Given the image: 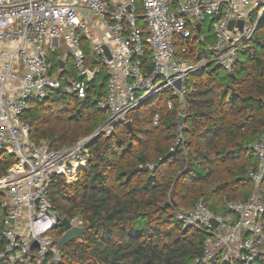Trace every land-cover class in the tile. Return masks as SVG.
I'll list each match as a JSON object with an SVG mask.
<instances>
[{
  "label": "built area",
  "instance_id": "2783aa9c",
  "mask_svg": "<svg viewBox=\"0 0 264 264\" xmlns=\"http://www.w3.org/2000/svg\"><path fill=\"white\" fill-rule=\"evenodd\" d=\"M263 16L264 0H0V151L17 161L0 179L7 213L0 264H50L51 253L59 261L53 233L62 218L49 197L51 185L59 179L76 182L89 164L94 137L110 136L113 122L128 123L130 112L160 93L168 91L183 103L191 91L188 78L211 63L232 74ZM231 21L244 26L229 30ZM208 23L214 38L210 57L199 59L200 52L188 58L195 40L204 41ZM52 54L57 63L51 62ZM69 61L77 78L62 83ZM103 70L106 90L96 105L108 119L101 129L61 151L44 141L33 143L24 119L30 101L60 90L86 99ZM168 108L173 109V101ZM159 120L156 115L155 126ZM255 151L258 171L251 179L258 190L264 178V135ZM228 210L217 215L200 200L177 218L184 228L209 235L204 262L252 264L264 256V199L255 192L246 201L229 203ZM70 222L84 227L79 219Z\"/></svg>",
  "mask_w": 264,
  "mask_h": 264
},
{
  "label": "trees",
  "instance_id": "16d2710c",
  "mask_svg": "<svg viewBox=\"0 0 264 264\" xmlns=\"http://www.w3.org/2000/svg\"><path fill=\"white\" fill-rule=\"evenodd\" d=\"M213 40V34L203 42L197 38L188 58L200 52L199 59L209 58ZM247 45L233 76L211 63L188 78L191 91L183 103L168 91L160 93L127 115L130 128L121 123L110 136L102 133L94 139L89 164L76 182L59 179L51 185L54 210L62 219H79L88 231L84 239L66 245L59 261L51 253L46 262L229 264L204 262L209 235L184 228L177 216L200 200L225 216L229 203L246 201L255 192L264 199V178L258 190L251 179L258 171L255 147L264 135V16ZM56 55L51 62L57 63ZM104 73L86 99L62 90L32 99L24 114L31 141L61 151L96 134L105 123L103 114L107 116L96 105L105 95ZM16 162L0 151V179ZM6 217L0 205V238ZM64 233L61 224L54 230L57 247ZM252 264H264V256Z\"/></svg>",
  "mask_w": 264,
  "mask_h": 264
},
{
  "label": "water",
  "instance_id": "95a60500",
  "mask_svg": "<svg viewBox=\"0 0 264 264\" xmlns=\"http://www.w3.org/2000/svg\"><path fill=\"white\" fill-rule=\"evenodd\" d=\"M235 25H238L240 28H243L244 23L242 21H239V22L231 21L230 25H229V30H232ZM198 28H200V25H198ZM60 66L64 67V63L60 62ZM176 87L178 89L180 88V85L178 82L176 83ZM183 122H184V118L180 117V125H182ZM111 125L113 127H115L118 125V123L113 122ZM126 126L130 128L131 127L130 122L126 123ZM97 136L98 135H96L94 138H96ZM4 210H6V209H4ZM9 221L13 225L14 221L10 220V219H9ZM61 225L63 226L65 233L63 234V236L61 237V239L59 240V243H58V248L60 249V251H63L68 243L75 241V240L84 239V237L88 231V228H86V227H72L71 222L66 218L61 219ZM212 225L214 228H216L218 226L216 221H212Z\"/></svg>",
  "mask_w": 264,
  "mask_h": 264
},
{
  "label": "rangeland",
  "instance_id": "374dc122",
  "mask_svg": "<svg viewBox=\"0 0 264 264\" xmlns=\"http://www.w3.org/2000/svg\"><path fill=\"white\" fill-rule=\"evenodd\" d=\"M258 17H260V14H258ZM206 26H208L209 29L207 27H205V32L202 35L203 38H206V37H208L209 35L212 34V29H211L212 25L208 23V24H206ZM247 48L249 49V45H247ZM252 51H254V50H252ZM53 74L58 75L60 73H58V70L57 69H54L53 70ZM105 74L106 73H104V76H105ZM76 78H77V74H76V71L74 69L73 62L72 61H69L67 63L66 68H65V73H64V76L62 78V83H67V82L70 81V79H76ZM102 79H103V76H100L98 78L97 85H99L101 83ZM103 118H105V121L108 119L107 116H105L104 114H103ZM3 197H4V199H3ZM3 197H0V205H1V207L3 209H5L4 208L6 206L5 194L3 195Z\"/></svg>",
  "mask_w": 264,
  "mask_h": 264
}]
</instances>
